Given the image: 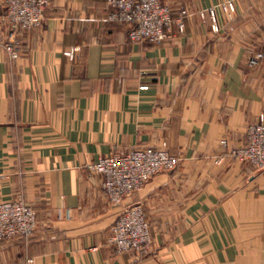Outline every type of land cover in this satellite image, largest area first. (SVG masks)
<instances>
[{"label":"crops","instance_id":"crops-1","mask_svg":"<svg viewBox=\"0 0 264 264\" xmlns=\"http://www.w3.org/2000/svg\"><path fill=\"white\" fill-rule=\"evenodd\" d=\"M167 1L189 16L156 44L132 43L106 0H50L13 59L0 0V202L38 215L31 239L0 240V264H264V168L231 156L264 114V64L249 66L264 0ZM135 149L180 163L113 205L87 167ZM134 203L152 231L142 261L109 242Z\"/></svg>","mask_w":264,"mask_h":264},{"label":"built area","instance_id":"built-area-1","mask_svg":"<svg viewBox=\"0 0 264 264\" xmlns=\"http://www.w3.org/2000/svg\"><path fill=\"white\" fill-rule=\"evenodd\" d=\"M112 22L123 23L129 27V39L132 43H156L167 41L173 34L175 25L184 32V18L176 17L167 0H106ZM50 0H5L4 21L10 29L9 41L5 44L7 53L13 58L19 57L17 37L21 33L40 27L46 17ZM223 8L230 14L235 12V4L228 1ZM212 18L213 32H219L216 10L208 11ZM205 16V14H203ZM74 58V51L67 54ZM264 64V50L257 52L249 60L250 67ZM248 144L232 151L231 156L237 161L253 167L264 168V114L258 124L247 130ZM222 161H219V163ZM180 163V158L171 155L166 149H135L128 153H115L88 165L93 175L103 179L102 189L105 197L113 205L123 202L141 191L151 179L161 172L173 171ZM38 228L36 210L21 197L7 202H0V240L20 238L29 240ZM109 242L119 254L135 253L142 261L151 252L152 231L145 207L134 203L127 207L115 221L111 229ZM25 264H35L30 258Z\"/></svg>","mask_w":264,"mask_h":264}]
</instances>
